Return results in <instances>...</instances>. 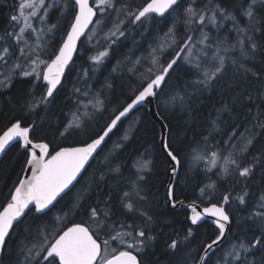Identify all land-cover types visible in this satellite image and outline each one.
<instances>
[{"label": "trees", "instance_id": "obj_1", "mask_svg": "<svg viewBox=\"0 0 264 264\" xmlns=\"http://www.w3.org/2000/svg\"><path fill=\"white\" fill-rule=\"evenodd\" d=\"M62 2L64 5L53 7L47 18L50 28L55 27L46 37L42 49L44 60L49 59L50 54L62 44L74 16V2ZM148 2L150 0H116V5L117 9L124 7L135 11ZM249 3L250 0H195L193 5V0H182L185 7L219 5L236 17L240 27L247 26L244 10ZM18 5L19 0H0V39L8 38L11 17L15 16ZM256 12L260 23L253 36L257 45L254 54L243 59L238 48L229 53L242 60L247 73L244 69L237 71L229 63L225 73L210 87L204 88L197 83L202 78L199 71L183 58L177 61L170 78L156 97L158 113L168 127V147L180 159L174 201L201 206L216 203L230 213L228 237L222 247L208 257L207 264H224L225 259H231L227 252L232 244L252 242L264 231L259 218L255 217L257 211L264 210L258 208L260 198L264 196V128H254L258 121L264 122V6L258 5ZM118 15L112 9L104 14L98 13L96 21L99 23L95 21L81 41L75 60L52 97L46 96V82L36 80L34 75L22 76L16 72L7 89L0 86V134L19 121L22 126L31 127L32 141L49 145V155L65 147L84 145L97 136L113 114L130 103L146 85L151 75L148 69L156 70L151 63L153 50H156L160 64L177 54L176 46L160 49V45L170 42V29L175 33L178 45L186 42L188 35L194 42L201 39V29L193 28L189 32L182 8L170 10L164 17L155 16L150 21L133 24L128 20L122 27L124 35L109 39ZM120 19L123 20L124 16L120 15ZM203 32L211 38L207 42L212 45L208 49L210 56L217 41L237 43L238 34L232 20H223L218 25L209 23ZM89 36L93 39L91 45L87 44ZM201 47L204 46L197 44L192 50L195 53ZM99 51H107L109 56L97 68L90 63L89 57L98 55ZM186 51L181 53L182 57ZM204 63L207 64L208 59L204 58ZM84 93H88L90 98H84ZM96 93L104 102L100 111L93 108L96 102L93 95ZM172 97H183V102L169 103ZM80 99H90L92 105L85 111H91V116L82 115L84 107L78 104ZM76 114L80 117V127L71 126ZM246 128L256 135L247 154L238 158L251 165L253 172L248 178L235 174L225 176L222 174L221 157L227 155L231 144L237 143L239 134ZM233 131L237 137L226 143ZM125 135L127 139H124ZM160 137V128L148 109L139 107L117 127L70 194L60 198L47 216L27 213L23 223L15 226L7 250L0 258L3 264H23L22 249L37 242L41 238V230H47L44 226L51 228L57 217L60 218V228L85 223L95 230V223L89 219L91 207L109 212V222L117 229L125 224L145 231V246L132 250L140 264H197L204 247L219 230L206 220L193 225L188 210H173L168 206L170 162L162 152ZM213 152L219 153L215 166L211 163ZM198 154L202 159L194 158ZM142 160L151 163L149 170L139 173L137 162ZM27 161L28 153L19 142L12 145L1 159L0 208L9 202ZM140 175L143 179H138ZM134 185L143 199L135 195ZM201 189H204L203 194ZM244 191L248 195L246 203L241 205L236 197ZM125 192L130 193L129 198H125ZM224 195H229L230 203L227 205L222 202ZM126 200L133 203L134 211L124 206ZM142 212L147 216L141 215ZM189 229L191 235H188ZM147 237L153 239L147 240ZM173 240L179 242L175 250L168 247ZM248 260L264 264V250L257 246Z\"/></svg>", "mask_w": 264, "mask_h": 264}, {"label": "snow or ice", "instance_id": "obj_2", "mask_svg": "<svg viewBox=\"0 0 264 264\" xmlns=\"http://www.w3.org/2000/svg\"><path fill=\"white\" fill-rule=\"evenodd\" d=\"M195 0H193V5ZM264 6V0H250L248 7L244 10V15L247 17V26L240 27L236 17L227 9L221 8L219 5L212 4L211 7L205 6L204 8H197L195 6L185 7L182 0H150L145 6L135 11L128 10L124 7L117 9L116 0H74V16L70 23L69 29L66 33V38L63 39L62 44L58 49L50 54L47 60L41 59V52L37 49H42L44 46L39 43L45 36V29L40 27L37 30L28 23V17L25 16L23 9L44 8L47 9L49 5L45 0H29V2L20 5V16H12L13 21H19L20 17L24 18V27L19 29V33H13L17 43L22 40L26 47L28 46L27 40L24 39L25 28H30L36 36V48H29L28 52L21 49V54L30 58L32 65L29 71L23 72L24 76L34 75L36 80L46 81V96L52 97L58 85H60L62 77L64 76L65 69L68 67L72 60L73 54L76 52L77 42L85 35L89 25L93 24L94 17H97L98 12L103 14L109 9L117 11L124 19L117 16V21L110 30L109 39L113 37H120L124 35L122 30L123 24L130 20L133 24L141 21H150L155 16L164 17L165 13L183 9L185 15V23L189 26V32L193 28L201 29V39L193 41L192 36L186 37V42L182 45L177 44L175 33L172 29L169 30L170 42L167 45H160L163 50L165 46H176L177 54L168 62L160 64L159 57L156 55V50H153L152 65L156 68H149L148 72L151 74L146 85L139 91L137 95L118 113L113 114L110 121L101 130L97 136L92 138L90 142H85L82 147H65L55 152L54 155L49 156V145L47 143L34 144L29 137L31 129L27 126H22L21 122H14L11 127L7 128L0 134V153L14 141H22L23 146L29 149L30 159L27 161L31 169L30 178L19 182V186L14 188L10 196L9 202L0 208V257H2L7 250V243L11 239V235L15 226L23 223L22 218H26V211L28 213H40L47 216L51 209L58 203V197L62 198L63 195L70 194L71 188L74 187V182L81 176L85 170V166L97 153L98 149L105 144L106 138L110 139V134L114 133L117 129L121 119L126 117L137 105L142 104L149 97H157L158 90L165 84L166 78H170V72L174 70L177 61L183 59L181 53H185L187 62L196 68L201 79L197 81L198 84L204 88H208L219 76L223 75L229 66L236 68L237 71L244 69L247 73L244 63L241 59L229 55V53L239 49L240 58L248 59L255 52L257 47L253 36L258 29L257 25L260 23L256 7ZM28 16L36 17L35 10L28 13ZM41 16H47L45 10ZM220 17V20L217 17ZM223 20H232L236 26L237 43L235 45L227 43V41H217L215 51L209 56L208 49L212 45L207 43L211 38L208 34L203 32V28L207 27L209 23L218 25ZM98 24L99 21H96ZM40 24H44V20L40 19ZM51 28L47 31L50 32ZM91 39V36L88 37ZM246 41L248 42L246 46ZM113 43L115 40L112 41ZM200 44L204 47L199 48L195 53L193 48ZM8 51L7 48L4 49ZM107 55L106 52L100 53L95 60L100 63L102 57ZM204 58L208 59V63H204ZM0 60L7 63L4 56H0ZM40 65H43V71L38 70ZM157 65H159L157 67ZM19 67V65H16ZM250 98V97H249ZM179 100L183 102V97H173L170 103L174 104ZM104 107L103 100L96 99L93 108L97 111L102 110ZM74 125L80 127L78 118H74ZM255 127L264 128V122H257ZM256 133L251 129H245L244 133H240L236 144H231L230 150L227 155L221 157L223 160V175H238L243 178H248L253 172L251 165L243 163L238 156L247 154L248 149L252 147ZM233 137H237V133L233 131L229 137L230 143ZM124 139H127L125 135ZM164 147L167 148L165 141ZM39 149V154L37 153ZM168 157L174 162L172 174L175 175L176 167L180 165L178 154L173 150L167 152ZM219 156L218 152L212 153L211 163L215 166L216 158ZM195 159H202L199 154L194 157ZM258 158V157H256ZM150 161L142 160L137 162V171L143 173L149 170ZM103 178V177H101ZM138 179H143L140 175ZM211 187H215L212 185ZM135 195L141 199L139 190L133 186ZM204 189H201V194ZM169 198L172 197V187L169 186L167 192ZM248 195L247 191L238 195L236 200L239 204L246 203L245 197ZM125 198L130 197L129 192L124 193ZM261 203L258 205L259 209H264V196H261ZM223 204L230 203L229 195L222 197ZM30 206H33L30 208ZM124 206L129 211H134L133 203L125 201ZM173 206H175L173 204ZM192 215L190 217L193 225L200 222L204 215L215 217V223L218 227V234L204 247V256L200 258V264H207L209 253L214 254L222 245L221 241L226 239L227 225L231 223L230 213L223 206H218L213 203L211 207L203 209V214L197 211L196 206L191 208ZM110 213L107 211H98L96 207L89 209V219L92 220L96 227L93 230L85 223H75L71 227L60 228V218L57 217L51 228L44 226L45 230H41L40 239L33 243L31 247L25 246L22 251L24 252L23 264H140L137 255L133 254L132 250H140L146 244V233L144 230H136L132 225L121 224L119 229L115 228L109 222ZM141 215L147 216L146 213ZM255 217L259 218V222L264 227V210L257 211ZM150 219V218H149ZM191 229L188 235H191ZM153 239L147 237V240ZM187 239V237H185ZM116 246H114V243ZM179 242L176 240L171 241L168 245L169 248L175 250ZM264 250V231L261 235L254 239L252 242L241 241L238 244H232L227 252V256L231 259H225L224 264H255V261H249L248 256L253 254L255 250ZM0 264H3L0 259Z\"/></svg>", "mask_w": 264, "mask_h": 264}, {"label": "rangeland", "instance_id": "obj_3", "mask_svg": "<svg viewBox=\"0 0 264 264\" xmlns=\"http://www.w3.org/2000/svg\"><path fill=\"white\" fill-rule=\"evenodd\" d=\"M29 2V0H19V5L16 9L15 12V16H20V5L23 4H27ZM46 4L49 5V7L47 9L44 8H37V9H29L27 7H25L23 9L25 16L28 17V23H30L32 25V27H35L37 30H39L40 27H43L45 29V36L43 39H41L39 41V43L41 45L44 46L45 40L47 35L49 34V32L47 31L48 28H50V26L48 25V21L47 18L49 16V13L51 11V9L53 7H57L59 4L64 5L62 0H45ZM64 8V7H63ZM35 10L37 12V16L36 17H31L28 16V13H30L31 11ZM47 11V16H41V14L44 11ZM100 13V12H99ZM105 13V12H104ZM103 13V14H104ZM101 14V13H100ZM44 20V24L41 25L40 24V19ZM219 17H217L218 19ZM12 20V19H11ZM219 20V19H218ZM21 27H24V18L20 17L19 21H14L12 20V24L10 25V31L7 32L8 34V38L4 39H0V56H4L5 60H7V63H4L3 60H0V86L2 88L7 89L11 83V80H13V75L18 72L19 74L23 75V72L25 71H29L32 67L31 63H30V58L26 55H22L21 54V49H24L25 52L29 51V48L31 49H35L36 48V36L37 33H33L31 31L30 28H25V32H24V39L27 40L28 42V46L26 47V45L24 44L23 40L20 43H17L14 36L12 35L13 33H19V29ZM11 41V42H10ZM93 39H88L87 44L91 45L92 44ZM7 48L8 51L5 52L4 49ZM13 48V49H12ZM44 48V47H43ZM42 48V49H43ZM42 49H37L38 51L41 52V59H43L42 56ZM13 51V54H12ZM106 52L107 55H105L104 57H102L100 63H97L95 60V57H97L100 53H102L101 51H99L98 55H90L89 57V61L90 63H92L94 66L96 65L97 68L100 64L103 63L104 60L107 59V57L109 56V53L107 51H103ZM210 56V54H209ZM207 59V58H206ZM184 62H187V57L185 55ZM189 64V63H188ZM16 65H19V67H17ZM43 67V65H40L39 69L41 71V68ZM101 95L96 93L93 95L94 99L99 98ZM84 98H90V96L88 95V93H84L83 94ZM173 98V97H172ZM170 103V101H169ZM80 106L84 107V110H82V115L83 116H91V111H85V109L89 106H91L92 104L90 103V99H84L81 101V99L79 100L78 103ZM74 118H78V120H80V117L76 114V116ZM74 124V119L71 123V126ZM261 210V209H260Z\"/></svg>", "mask_w": 264, "mask_h": 264}, {"label": "water", "instance_id": "obj_4", "mask_svg": "<svg viewBox=\"0 0 264 264\" xmlns=\"http://www.w3.org/2000/svg\"><path fill=\"white\" fill-rule=\"evenodd\" d=\"M72 1L74 2V0H72ZM90 4H92V0H90ZM166 14H167V13H165V15H166ZM97 15H98V14H97ZM158 17H159V16H158ZM96 18H97V17H94V22H95ZM94 22H93V24H94ZM93 24L89 25V28H88V30H86L85 35L82 36V37L80 38V41L77 42L76 52L73 54L72 60H71V62L69 63L68 67H69V66L71 65V63L75 60L76 55H77V51H78V48H79V45H80L81 41L85 38V36H86L87 33L89 32V30H90V28L92 27ZM65 38H66V37H65ZM68 67L65 69L64 76H65V74H66V72H67ZM64 76L62 77V80H61L60 85H61L62 82H63ZM166 80H167V78H166ZM60 85H58L57 89L60 87ZM162 87H163V85H162ZM162 87H161V88H162ZM161 88L158 90V92L161 90ZM57 89H56V90H57ZM139 107H146V108L148 109L149 114L151 115L152 119L158 124V126H159V128H160V131H161V137H160L161 149H162V152L164 153V155L166 156V158L168 159V161L170 162V167H169V182H168V185H167V192H168V188H169V186L172 187V192H174V186H175V182H176V180H177V176H178L179 166H180V165H179L178 167H176L175 175H173V174H172V169H173V167H174V162L171 161L170 158H169L168 155H167V152H168L170 149H169V147H167V148L164 147V143H165V141L167 142L168 127H167L165 121L162 119V117H161V116L159 115V113H158L157 106H156V97H149V98H148L146 101H144L142 104L137 105V107H136L135 109H133L132 112H130L126 117H124V118L121 119V122L118 124V126H119V125H120V124H121L126 118H128V117H129L134 111H136ZM118 126H117V127H118ZM10 127H11V126H10ZM29 128L31 129V127H29ZM6 130H7V129H6ZM6 130H5V131H6ZM115 130H116V129H115ZM115 130H114V131H115ZM31 131H32V129H31ZM31 131H30V133H29V137H30V135H31ZM111 135H112V134H110V136H111ZM30 139H31V138H30ZM107 141H108V138H106V142H107ZM18 142L21 143L22 147L27 151V153H28V160L30 159V152H29V149L31 148V145L29 146V148H25V147L23 146V142H22V141H14V142H12L11 144L8 145V147L5 149V151H4L3 153H0V161H1V159L4 157V155L7 153V151L12 147V145H14L15 143H18ZM106 142H105V144H106ZM33 143H34V144H37V143H44V142H34V141H33ZM105 144H103V145L101 146V149H98V150H97V153L94 154V157L89 161V164L85 166V170L81 173V176H83V174L85 173V171L87 170V168L90 166V164L93 162V160L97 157V155L100 153V151L102 150V148L104 147ZM167 145H168V142H167ZM82 146H84V145L75 146V147H82ZM60 150H61V149H60ZM36 151H37V153L39 154V149H37ZM58 151H59V150H58ZM56 152H57V151H56ZM49 153H50V147H49ZM54 154H55V152H54L52 155H54ZM49 156H51V155H49ZM30 173H31V169H30V167L28 166V163H27V164H26V167H25V170H24V173H23L22 178L20 179V181H22V180H26V179L30 178ZM80 179H81L80 177L77 178V182H74V186L78 183V181H79ZM20 181H19V182H20ZM18 186H19V183H18V185H17L16 187H18ZM72 188H73V187H72ZM72 188H71V189H72ZM63 196H64V195L62 194V197H63ZM59 199H60V197H58V200H59ZM167 204H168V206H169L171 209H173V210L184 209V210H188V211H190V217H191V215H192L191 208H192L193 206H196L197 211L201 212L202 214H203V209H204V208H206V207H211V205H210V206H201V205L196 204V203H186V202H183V201L175 202V201H174V197H173V195H172L171 198H169L168 194H167ZM173 204H174L175 206H173ZM218 206H219V205H218ZM31 207H33V206H30V208H31ZM27 213H28V212L26 211V214H27ZM38 214H40V213H38ZM215 219H216L215 217H211V216L204 215V218H203L200 222H198L197 224H195V225H198V224H200V223H202L203 221L206 220V221H209L210 223H212L214 226L217 227V225H216V223H215ZM22 220H23V218H22ZM230 226H231V223L228 224V225L226 226V227H227V231H226V234H225L226 239H227L228 234H229ZM217 228H218V227H217ZM226 239L221 241V245H223V244L225 243ZM133 254H134V253H133ZM211 254H212V253H209V256H210ZM134 255H136V254H134ZM203 256H204V251H203L201 257H203ZM209 256H208V257H209ZM201 257H200V258H201ZM0 258H1V257H0ZM137 258H138V256H137ZM138 260H139V258H138ZM197 264H200V260H199V262H198Z\"/></svg>", "mask_w": 264, "mask_h": 264}, {"label": "flooded vegetation", "instance_id": "obj_5", "mask_svg": "<svg viewBox=\"0 0 264 264\" xmlns=\"http://www.w3.org/2000/svg\"><path fill=\"white\" fill-rule=\"evenodd\" d=\"M11 29L9 28V30L8 31H10Z\"/></svg>", "mask_w": 264, "mask_h": 264}, {"label": "bare ground", "instance_id": "obj_6", "mask_svg": "<svg viewBox=\"0 0 264 264\" xmlns=\"http://www.w3.org/2000/svg\"><path fill=\"white\" fill-rule=\"evenodd\" d=\"M167 198V197H166ZM180 210V209H179Z\"/></svg>", "mask_w": 264, "mask_h": 264}]
</instances>
